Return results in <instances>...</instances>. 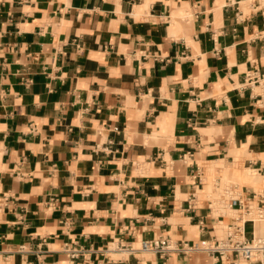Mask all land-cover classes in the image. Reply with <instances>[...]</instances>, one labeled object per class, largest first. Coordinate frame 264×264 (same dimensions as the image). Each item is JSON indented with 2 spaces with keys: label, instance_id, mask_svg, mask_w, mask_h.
<instances>
[{
  "label": "crops",
  "instance_id": "obj_1",
  "mask_svg": "<svg viewBox=\"0 0 264 264\" xmlns=\"http://www.w3.org/2000/svg\"><path fill=\"white\" fill-rule=\"evenodd\" d=\"M253 70L264 0H0V264H260L130 247L215 241L235 147L264 174Z\"/></svg>",
  "mask_w": 264,
  "mask_h": 264
},
{
  "label": "built area",
  "instance_id": "obj_2",
  "mask_svg": "<svg viewBox=\"0 0 264 264\" xmlns=\"http://www.w3.org/2000/svg\"><path fill=\"white\" fill-rule=\"evenodd\" d=\"M246 86H259L255 93L256 105L264 108V71H249L244 80ZM261 171L262 169L259 168ZM244 193L230 197L229 207L235 210L234 219L226 227L223 237H216L215 241H180L172 242L169 238L142 240L137 247L130 246L133 250L144 251H182L193 253L200 250L210 251L233 260H249L264 264V234L257 232L256 225L264 221V189H245ZM71 256H76L79 250L65 249Z\"/></svg>",
  "mask_w": 264,
  "mask_h": 264
},
{
  "label": "rangeland",
  "instance_id": "obj_3",
  "mask_svg": "<svg viewBox=\"0 0 264 264\" xmlns=\"http://www.w3.org/2000/svg\"><path fill=\"white\" fill-rule=\"evenodd\" d=\"M233 153L235 156V161L233 163L228 162L226 166L221 164L222 167L220 169L216 165L210 166V170H207V179L211 186L210 192L213 193L211 197L215 202L214 206L218 209V212L214 211V214L218 217L219 224L217 226V233L219 237L225 235L227 224L233 220L235 216V210L228 205L230 197L237 196L239 193H244L246 187L256 190L264 189V176L259 168L251 166L248 162L245 163L246 159H254L257 155L251 154L252 152L248 150L247 146L235 147ZM260 156L264 160V154ZM218 177H220V179ZM226 188L227 190L232 188L233 191L230 190L226 193ZM262 224L264 225V221L258 222V225Z\"/></svg>",
  "mask_w": 264,
  "mask_h": 264
},
{
  "label": "bare ground",
  "instance_id": "obj_4",
  "mask_svg": "<svg viewBox=\"0 0 264 264\" xmlns=\"http://www.w3.org/2000/svg\"><path fill=\"white\" fill-rule=\"evenodd\" d=\"M234 159V158H233ZM249 174H250V172H249ZM249 174H247V175H249ZM263 176H264V174H262ZM255 184V183H254ZM235 187H236V185H235ZM241 187V186H240ZM226 190H227V188H226ZM230 190H232V188L230 189ZM229 189L227 190V192L226 193H228V191H230ZM221 191V190H220ZM233 191V190H232ZM220 193V192H219ZM231 193V192H230ZM232 194H233V192H232ZM221 205V204H220ZM215 207V206H214ZM223 207V206H222ZM225 207V206H224ZM216 212H218V209H216ZM256 227H257V232L258 233H262V234H264V225L262 224V225H256Z\"/></svg>",
  "mask_w": 264,
  "mask_h": 264
}]
</instances>
